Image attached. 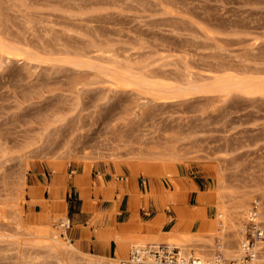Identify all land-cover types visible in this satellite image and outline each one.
<instances>
[{
	"label": "rangeland",
	"instance_id": "obj_1",
	"mask_svg": "<svg viewBox=\"0 0 264 264\" xmlns=\"http://www.w3.org/2000/svg\"><path fill=\"white\" fill-rule=\"evenodd\" d=\"M0 8L3 11V18L5 20L8 18L10 31L19 38L21 36L29 40L27 41L29 45L26 46L31 45L29 47L31 52L34 50L40 52L44 43L68 48L72 54L76 48L80 50L86 48L88 44L89 49L90 45L95 44L103 49L111 48L117 58L119 57L118 60L123 61L125 65L128 63L127 66L130 68L170 75V78L179 83L186 80L202 82L203 78L213 71L211 67L213 69L220 63L230 65L232 63L234 67L264 68V0H0ZM4 11L8 15L7 18ZM25 13L31 16L33 29H28L24 24ZM57 36L61 39L55 40ZM43 52L41 54H45ZM82 71L64 64L52 66L50 63L25 60L12 59L0 63V147L8 151L7 155L0 156V180L3 175H11L20 167L18 165L23 164L22 159L25 157L23 153L29 149L23 147L26 132L29 133L28 136L33 135L32 132L41 127L43 123L41 120L45 116H51L55 111L59 109L68 111L67 108L77 95H80L81 101L77 109L68 111L63 123L53 124L54 129L53 125L49 127V130L52 127L51 130L59 133L54 131L52 133L55 135L44 133V143H40L38 150L28 153L30 157L26 160L29 170L26 172V191L21 205L26 223H47L55 217L54 214L48 213V210L39 211L38 202V205H33L28 198L27 185L30 174L39 170L48 178L53 169L51 164L64 166L63 172L72 178L74 175L72 170L78 171L85 164L91 166L89 177L94 175L102 163L114 161L108 157L111 144L102 140L103 134L109 132L111 128H120L121 125L124 128L122 121L112 119L123 108L133 107L134 112L131 111L134 114L131 115L134 117L133 122L147 124L142 127L143 129L150 125L149 136V131L144 130L146 138L148 137L145 143L151 141L153 136L161 135L164 127L181 125L182 129L194 130L195 133L192 132L190 138L187 137L179 143L183 152H186L184 156L190 158L180 161L178 165L197 174L193 168L195 166L209 179L208 185L212 186L211 190L203 193L216 195L218 203L207 205V216L213 218L215 208L219 205L223 207L227 229L224 223L225 235L221 241L224 242L227 251L233 253L240 249L243 230L250 243L255 241L257 227L261 230L263 238H258L256 262L264 264V97L234 93L225 98L211 97L212 95L206 98L205 95L180 103L161 104L154 102L150 96L133 95L129 91L124 93L111 91L104 84L92 86L79 84L78 94L73 91L71 80H68L70 84L66 80L80 75L82 82L87 81L86 75H91V71ZM118 122L120 123L117 124ZM130 123L129 121V125ZM71 125L82 126L80 131L83 135L78 138L75 133L66 146L64 143L69 136L65 134H68ZM55 127L59 130L57 131ZM130 146L135 151L139 147H148L139 146L136 142ZM32 147L30 149H33ZM84 151L89 153L88 158L83 156ZM61 152H65V156L68 157L54 158ZM100 154L103 156H98ZM119 155L121 156L116 158V163L131 166L129 155H126L124 149L120 150ZM122 169L128 170L124 164ZM217 173L223 175L224 187H218ZM7 180L9 182L10 177ZM162 180L168 188L167 179ZM0 185L2 203L7 195H10L8 198L12 197L15 189L9 183L6 188L13 187L14 190L12 189L10 194L9 191H5L8 193L5 195L1 182ZM43 195L47 197L46 190ZM62 198L66 201L64 196ZM206 204L191 207V212L187 214L179 212L187 222L182 227L183 232L197 230V222L192 224V231L190 230L191 217L196 213L197 216H203L202 205ZM66 206L68 208L67 201ZM252 207L259 210H256L258 217L256 221L248 214ZM244 209L247 213H244ZM39 213L47 215L35 218ZM54 225L56 226L57 222ZM145 233L151 235L155 232L150 228ZM62 239H65L64 235ZM189 249L196 252L193 245L187 247V250ZM130 250L119 258L126 257ZM199 253L203 254L202 251ZM0 256L3 263L11 261L2 259L4 255L1 253ZM231 258L229 257L226 263H236Z\"/></svg>",
	"mask_w": 264,
	"mask_h": 264
},
{
	"label": "bare ground",
	"instance_id": "obj_2",
	"mask_svg": "<svg viewBox=\"0 0 264 264\" xmlns=\"http://www.w3.org/2000/svg\"><path fill=\"white\" fill-rule=\"evenodd\" d=\"M116 6L117 4L115 5V7ZM1 9L2 8H0V63H2L5 60L10 61L14 59L17 61L25 60V61L37 62V63H40V62L50 63L52 64V66L54 64L55 65L64 64V65H69L71 66V68L77 69L79 71L80 70L81 71L82 70L91 71L90 73L91 75H86L88 78L86 77L87 81L85 82H82L83 79H80V75L78 76L76 75L74 77L73 75H70L71 77H73V79L69 78L66 80L67 83H69L68 80H71L72 87L74 88L73 91H76L77 93L79 91V87H78L79 84H83L84 86H90V85L92 86L94 84H104V86L106 85V87H108V89H110L111 91L112 90L115 92L122 91L123 93L124 91H129V92H132L133 95L150 96L154 102L161 103V104H165L169 102L171 103L179 102L180 103L183 101L190 100L196 96L205 97V95H206V98L207 96L210 97L211 95H212L211 97L217 96L218 98H221V97L225 98L234 93H238V94H242V95L250 96V97H255V96L264 97V68H250L248 66L234 67V64L232 65V63L231 65L220 63L216 65L215 67L213 66L214 67L213 69L211 67V70H213V71L210 70L211 73L207 74L204 78L202 76L203 78L202 82L197 81V80L196 81L186 80V82H182L184 80L183 79L181 81L182 83H179L177 80L176 82L172 78H170V75L166 76L163 74H156L150 71L136 70V69H133V67L130 68V66L129 67L127 66L128 63L125 65L123 61L122 62L119 61L120 60L119 57L117 58L116 54H114L111 51V48H109L110 50L107 47H105L106 49L105 48L103 49L100 46L95 45V44L90 45L91 48L89 49H87L89 47L88 44H87L88 47L86 45V48H81V49L79 48L80 50H77L76 48L74 52L75 55H74V53L73 54L70 53L68 48H60V45H57V44L55 45L59 47H56L53 44L51 45L50 43L45 44L44 43L45 41H44L42 42L44 44H42L41 46L42 50L40 52H35V50L34 52H31L29 51L30 50L29 47L31 45L26 46V45H29L27 42L29 40H27L26 38L24 39L21 36L19 38L17 35H14L10 31L9 24H8L9 21L7 22L8 15H6L4 11V14L6 15L5 17L7 18V20H5L3 18V11H1ZM23 17H24V24L27 26V28L28 29L32 28L31 23L33 22H32V19L30 18L31 16H29L28 13H25ZM58 37L59 36H57V38L54 37L55 40L61 39ZM31 44H33V42ZM42 51H44L45 54H41ZM247 63H248V60H247ZM208 72L209 71H207V73ZM81 78H83V76H81ZM179 79H182V78H179ZM54 82L55 81H53V83ZM74 93L75 92H73V94ZM79 96L77 95L76 97H74L73 99L74 102L70 103V106L67 108L68 111H71V110L73 111V109L75 108L77 109V107L80 105L81 101H80ZM101 98H104V97H101ZM18 105L19 104H17V107H19ZM122 106L125 107V105H122ZM132 108L131 109L123 108L122 111L120 110L121 114L120 113H119L120 115L117 114L118 116L116 115V117L115 118L113 117L112 119V120L122 121L124 123V128L121 125L122 124L121 123L120 125L122 127L120 126V128H113V129L111 128V130H109L108 128L109 132L107 131L103 134L104 138H102V140L107 141L108 144H111L110 149H109L110 153L108 157L111 160H114L112 162L116 163L115 161L116 158H119L121 156L119 155L120 150L124 149L126 151V155H129L128 156L129 163L131 164L135 174L137 175L143 174L145 176L152 175L158 180L161 177H166L168 181L170 182L171 186L173 187V189L171 191H166L161 187V190L159 193L161 199L160 198L159 199L161 200L162 204L160 202V205L162 207H166L167 202L171 200L170 203L174 206L175 210L177 211L178 218L180 219L177 218L176 222L171 227V229L164 234L159 233L158 235V232L157 233L155 232L150 235L149 233L138 234L137 232V234H133V235H121V236L118 235L120 240H124L127 243L126 245L127 250L125 251L123 255H125L128 252V250L132 249L133 247L144 246L149 243L151 244L164 243V244H167L169 247L179 248L181 255L191 252L194 255V257L198 258L201 262H208V261L214 260L215 258H220L221 264H228L226 263L227 259H229V257H232L231 259H233L236 262V263L233 262L234 264H260L256 262V256H257L256 252L259 250L257 249L258 248L257 245H259L258 238L259 239L263 238L262 236L263 234L258 227H257V231H259L260 233H256L257 236L255 238V241L251 245L249 243V240L246 238V236H244V232H243L244 230H243L241 233V239H240V249L233 253L232 252L230 253L229 250L228 251L226 250V246L224 245V242L221 241L223 240L221 239L222 236L224 238V235H225L223 228H224V223L226 221H224L225 215L223 213V207L220 205L215 208L216 213L213 218H207L205 217V215L197 216V213L192 215L191 222L194 221V219L196 218L199 220L197 230L190 232V233L183 232L182 227L183 225L185 226L187 222L184 221V217L180 216L179 211H178V206L180 205V195L183 192V190H186V187L185 185L181 183L180 179H178V177L176 176L179 174V169H178L179 162L186 161V159L190 157L184 156L186 152L185 151H184L185 153L183 152V149H181L182 147L181 145H179V143L181 142V140L187 139V137H189V135L194 130L193 129H186V130L182 129L181 125H180L181 127L180 126H173V127H167V128L164 127L163 131L161 130L162 131L161 135H157L155 137L153 136L151 141H148L145 143V141L148 140L147 139L148 137L146 138V133H144L145 132L144 130L147 129L149 131L148 132V136H149L150 129L148 127L150 125L147 128L143 129L142 127H145L147 124L146 125L136 124V122H133L134 117L131 116V115L134 116V114H132L131 112L133 111ZM68 111H63V109L62 110L59 109V111L57 110L54 113H52L51 116H45L43 120H41L42 119L41 117L40 120L43 121L41 127L38 128L36 132H32V134L33 133L34 134L31 136H28L29 133L25 131L27 134V137L25 139V136H24L25 141H24L23 147L24 148L28 147L29 149L23 153V155L25 156L24 159H22L24 161L23 164L21 161L20 164L22 165H18L20 167L17 168V170H15L14 172H12L11 175L7 176L6 174L1 177L0 182L3 185L2 191L4 192L9 191L8 192L9 194L10 192H12L13 187L12 189L10 187L6 188V185H8L9 183H11L15 189V191H13L15 193H13V195L11 193L12 195L11 198H8L10 197V195L8 196L7 195L8 193L5 192L6 194L5 193L4 194L7 195V198L5 197L6 200L3 201L2 203L0 202V253L4 255L2 259H5V260L11 259V261L7 260V262H4V263L3 261H0V263L2 262L1 264H29L30 262L32 263L34 262V264L36 262L37 263L44 262V264H119V261L123 259V258H119L121 254L118 251L116 252L117 255L115 257H106L102 255L92 254L84 249L76 248L74 245V239L77 237V234L75 233L74 229L69 228L68 226V218L65 215L64 207L61 208L60 214L54 215L55 217L57 216L56 218L58 220H56L54 217L52 218L51 222L28 224L23 218L24 210L22 209L21 205L23 203L24 195L26 191L25 190L26 172L28 171V162L26 158L30 157L28 153L29 152L32 153V151H34L35 149L38 150V148L41 145L40 143H42L44 140V133L49 134V133H52L53 131L54 133H59V132H55L56 130H51L52 127L50 128L51 130L50 132L49 127L56 123L58 124L63 123V121L66 119ZM129 121L131 122L130 125H129ZM119 123L120 122H118L117 124ZM71 127H70V130L68 131V134H65L66 136L68 135L70 137V139L68 136H67L68 137L67 139L65 138L66 141L64 144L66 146H68L67 144L69 143V141H71L75 133H77L78 138L79 137L81 138V136L83 135L82 132L80 131L81 128H83L82 126L73 127L71 125ZM53 129H54V125H53ZM58 130L59 129L57 128V131ZM54 133L52 134L55 135ZM157 134H160V133H157ZM135 142L138 143L139 146L148 145V147L147 148L139 147V149L137 148L138 150L135 151L130 148L131 147L130 145L135 144ZM2 145L4 146L5 143ZM32 146H34V148ZM31 147L33 149H30ZM7 153L8 151L5 148L0 147V156L7 155ZM101 154L98 156H103ZM66 156H65V152H61L60 155L58 156L56 155V157L54 158L59 159V158H63ZM83 156L85 158H88L89 153L84 151ZM185 164L187 165V163ZM193 168L197 174L202 173L195 166ZM11 176H13V178ZM222 176L218 175L217 173V178H218L217 181L219 183V186H218L219 188L224 187L223 186L224 177L222 178ZM8 177H10L11 179L9 182H7ZM177 190L180 192H177ZM198 200L200 201L201 204L207 203V204L217 205L218 203L216 201V195L211 194V193L206 194V193L200 192ZM256 208L252 207L250 211L248 210L249 216L255 221L258 218L256 216V210L258 209ZM246 209H244V213H247ZM10 211H11V216H9ZM12 212H13V215H12ZM258 215L260 214L258 213ZM55 222H57L56 226L54 225ZM226 229H227V225H226ZM245 232H246V229H245ZM63 235L65 236V239H62ZM84 237H88V236L85 235ZM191 245H193L196 252L193 249L187 250V247L189 246L191 247ZM199 251H202L203 254L199 253ZM246 257H248V259H246Z\"/></svg>",
	"mask_w": 264,
	"mask_h": 264
},
{
	"label": "crops",
	"instance_id": "obj_3",
	"mask_svg": "<svg viewBox=\"0 0 264 264\" xmlns=\"http://www.w3.org/2000/svg\"><path fill=\"white\" fill-rule=\"evenodd\" d=\"M113 163H102L90 177L91 166L83 164L78 171L72 170V178L63 172L64 166L50 164L53 169L48 178L45 173L36 170L30 174L27 185L28 198L33 205L38 202L39 211L48 210V213L55 215L60 214L64 207L68 226L77 234L74 239L76 248L88 249L92 254L106 257H115L117 251L123 255L127 250L126 241L120 240L119 236L137 232L142 234L150 228L158 232V235L164 234L178 218L171 203H167V208L160 205L161 187L166 191L173 189L166 177L158 180L152 175H137L132 166ZM123 164L127 171L122 169ZM178 169L176 177L186 187L180 195L178 211L187 214L191 212V207L201 205L198 201L199 193L210 191L212 186L209 187V179L204 175L195 174L184 166H178ZM162 178L169 182L168 188ZM44 190L47 191V197L42 196ZM63 196L68 202V208ZM207 205L210 204L202 205V211L205 217L211 218L206 216ZM46 215L39 213L35 218ZM194 222L198 226L199 220L196 218L192 221L190 230Z\"/></svg>",
	"mask_w": 264,
	"mask_h": 264
},
{
	"label": "built area",
	"instance_id": "obj_4",
	"mask_svg": "<svg viewBox=\"0 0 264 264\" xmlns=\"http://www.w3.org/2000/svg\"><path fill=\"white\" fill-rule=\"evenodd\" d=\"M256 232L260 233L257 230ZM119 264H221V260L215 258L212 261L201 262L191 252L181 255L177 247H169L164 243H149L133 247L128 256L119 261Z\"/></svg>",
	"mask_w": 264,
	"mask_h": 264
}]
</instances>
